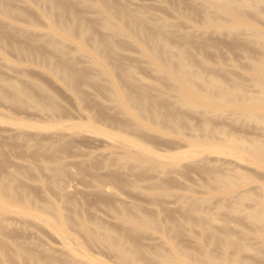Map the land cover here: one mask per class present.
<instances>
[{
    "label": "rangeland",
    "instance_id": "rangeland-1",
    "mask_svg": "<svg viewBox=\"0 0 264 264\" xmlns=\"http://www.w3.org/2000/svg\"><path fill=\"white\" fill-rule=\"evenodd\" d=\"M104 3L138 12L141 22L125 18V30L112 31L105 21L115 22L116 18ZM0 4L9 13L0 12V77L4 80L0 174L17 169L16 162L30 164L29 173L15 182L17 191L26 196L34 212L42 203L58 207L70 222L67 231L76 247L91 256L66 261L50 249L33 247L38 242L67 249L52 228L29 223L25 232L14 220L12 229L0 237L19 243L39 259L13 252L7 256L0 250V264H118L78 233V219H97L125 232L128 244L147 250L145 256H137L142 264H170L166 255L172 251L203 260L228 254L234 255V264H264V243L259 235H264V228L252 218L253 211L264 209V192L257 187H264V161L231 146L234 140L264 143V122L256 115L238 112L232 104L189 107L177 97L163 72L140 52L147 40L158 38L157 44L168 43L173 51L185 49L192 65L199 66L205 77L213 75L229 88L237 84L247 94H257L250 75L253 63L264 55V2L242 5L237 20L227 19L203 0H0ZM207 14L214 18L211 22L205 19ZM77 15L92 27V33L85 34L84 49L75 35L66 36L58 28L61 24L75 29ZM157 20L165 22L161 31L153 27ZM134 23L143 30L137 40L131 34ZM51 28V40L68 50L75 63L78 83H69L48 66V60H63L45 40L44 34ZM94 39L108 42L107 54L91 50ZM19 45L32 55H18L15 47ZM127 70L139 86L127 80ZM8 80L27 88L31 99L12 101ZM136 87L148 99L173 104L168 111L158 108L154 116L146 117L143 129L130 127L139 118L124 98L128 88ZM113 91L120 101L111 95ZM166 112L172 115L168 120L162 118ZM120 135L144 144L159 163L124 160L116 154L122 148L113 144ZM193 140L200 143L193 146ZM51 155L67 164V194L46 181L49 171L42 164ZM216 172L233 174L236 183L229 188L217 184L211 179ZM95 178L104 180L108 192H118L127 200L128 213L157 219L162 232L151 228L126 231L118 203L107 191L95 187ZM185 198L197 201V210L189 212L180 202ZM197 215L209 218L208 233L192 222ZM222 235L244 247H224L218 240Z\"/></svg>",
    "mask_w": 264,
    "mask_h": 264
},
{
    "label": "bare ground",
    "instance_id": "bare-ground-1",
    "mask_svg": "<svg viewBox=\"0 0 264 264\" xmlns=\"http://www.w3.org/2000/svg\"><path fill=\"white\" fill-rule=\"evenodd\" d=\"M252 1L264 2V0H203V3L207 7L219 10L225 17H227V19L237 20L239 19L240 7L247 2L252 3ZM104 7L116 18L115 22L105 21V25L112 31L123 32L126 28L124 23L125 18L131 21L141 20V15L138 14V12H132L126 6L117 8L108 3H104ZM0 12L3 14H9L1 4ZM104 17H106V15ZM205 19L207 22H211L214 18L212 15L207 14ZM74 21L75 29L69 25L61 24H59L58 28L66 36L75 35L79 40V46L81 49H84L86 44L85 34H91L92 27L89 23H86L85 20H83L81 15L75 16ZM164 25L165 22L157 20V23H155L153 27L161 31ZM133 28L134 29H131L132 38L137 40L139 38L137 34L140 33L139 31L143 30L137 23L133 24ZM52 31L53 29L51 28L49 31L45 32V40L60 53L63 60L60 62L48 60V66L57 76L69 83H78L80 76L75 70V63L70 57H68V50L64 49L59 43L51 40L50 36L53 33ZM157 40L158 38L154 41L147 40V46L141 48L140 52L150 65L163 72L167 79L170 80L172 88L176 91V95L181 101L185 102L189 107H195L199 103H203L207 107H216L221 104H232L235 105L238 112L245 115H256L264 122V55L257 59L251 66L250 79L259 91L257 94H247L237 84H233L229 88L213 75L205 77L199 66L194 67L192 65L191 57L185 49L178 48L176 51H173L168 43L159 42V44H157ZM90 45L91 50L94 52L102 54L108 53V42L106 41L94 39ZM15 52L20 56L26 54H29L30 56L32 55L20 45L15 47ZM126 78L132 85H140L139 83H136L137 80L128 70L126 72ZM3 83L4 80L0 77V96L4 97L2 91ZM6 85L11 89L12 97L10 99L12 101L22 102L23 100L31 99L30 91L19 85L16 81L8 80ZM111 93L117 101H120L119 95H116L115 91ZM124 96L126 103L136 109V117L139 118L137 119V122L131 124V126L129 125L134 129L146 128V124L144 123L146 117L154 116L157 113L158 108L168 111L173 105L170 100L158 101L157 98H146L142 90L138 89V87H136L135 90L128 88V91L124 92ZM48 108L52 109L51 106H48ZM171 117L172 115L169 112L164 113L162 116L164 120H168ZM23 135L26 136V133H23ZM114 141V146L122 148V151H116V154H120L124 160L145 161L148 163L149 161H155L159 163L156 155L137 140L120 135L116 137ZM199 143L200 141H191V145L193 146H196ZM206 143L208 144V142ZM231 146L241 151L248 152L250 155L264 161V143H260L256 139L249 141L234 140ZM210 148L213 150L217 149V147L212 145H210ZM109 162H111V159H109ZM18 163L16 162L21 170L17 167V169H11L0 174V236L2 237L3 234L12 229L11 226L14 223V220L19 222L20 230L23 231L27 229L29 223H32L37 227L46 226L52 228L58 233L61 238L58 242L60 245H63V247L65 245L67 249L62 247L61 249L53 248L51 246L45 247L43 243L41 244L38 242L32 244L29 242L31 246L38 249H50L53 253L63 255L66 261L81 259L79 257H82L83 259L91 257L86 251L82 250V248L76 247V240L69 235V232L67 231L70 222L64 217L58 207L53 204L42 203L34 212L31 204L26 201V196L17 191L15 182L20 176L27 175L31 170L30 164L21 166L22 164ZM177 166L178 165L173 164L172 167ZM42 169L49 171V176L46 179L48 184H51L62 194L68 193L67 190H69V185L67 186V183L65 184L64 181V177L68 174L66 162L62 161L57 156L51 155L47 158L45 163L42 164ZM108 178L111 179L112 177L110 176ZM211 179L217 184L229 188L236 183L237 177L226 172H216L211 175ZM95 187L98 190L104 192L107 191V189L104 188V180L102 179L95 178ZM257 187L264 192L263 186ZM233 191L236 192L239 190ZM107 193L118 203L120 209V221L123 223L126 231L131 229L151 228L159 233L162 232L157 219L146 215L128 213L125 205L127 200L124 199L123 196H120L121 194L114 191H107L106 194ZM194 201H188L186 198L180 199L182 205L188 207L189 212H193L198 208V202ZM252 218L260 227L264 228L263 208L253 211ZM192 222L199 224L202 232L208 233L210 231L209 218H201L197 215L193 218ZM174 223V221H171L172 227L175 226ZM77 228L78 233L85 237L91 245L105 251L108 256L117 259L118 264H142L137 256H145L147 254V250L143 246L128 244L129 241L125 232L115 230L97 219H78ZM259 235L264 243V235L262 233ZM1 237L0 250L4 255L8 256L10 252H13L16 255L25 254L35 261L39 259L34 253L25 250L19 243L12 244L9 240ZM9 239L13 240V238ZM218 240L224 247L229 244L237 249H242L244 247L242 242L234 243L227 239L226 235H222ZM58 248L60 247L58 246ZM166 260L170 264H234V255L224 254L221 255L220 258L203 260L198 255L172 251L166 255Z\"/></svg>",
    "mask_w": 264,
    "mask_h": 264
}]
</instances>
